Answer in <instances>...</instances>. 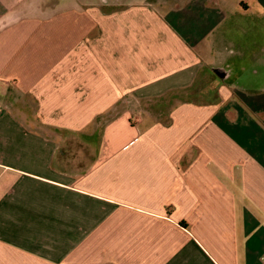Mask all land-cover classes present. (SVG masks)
<instances>
[{"label":"crops","instance_id":"1","mask_svg":"<svg viewBox=\"0 0 264 264\" xmlns=\"http://www.w3.org/2000/svg\"><path fill=\"white\" fill-rule=\"evenodd\" d=\"M239 62L264 0H0V264H262Z\"/></svg>","mask_w":264,"mask_h":264},{"label":"rangeland","instance_id":"2","mask_svg":"<svg viewBox=\"0 0 264 264\" xmlns=\"http://www.w3.org/2000/svg\"><path fill=\"white\" fill-rule=\"evenodd\" d=\"M240 65L242 64L239 62V64H233L231 66L232 72L231 75L225 79L226 84L234 86V88L239 89V91L242 88H252L254 90L264 88V65H251V62H249L243 69ZM223 76L219 78H222ZM255 79H258V81ZM215 89L216 83L214 82L212 83L210 90L215 91ZM185 97L186 96H184V98ZM211 99H213V97Z\"/></svg>","mask_w":264,"mask_h":264},{"label":"built area","instance_id":"3","mask_svg":"<svg viewBox=\"0 0 264 264\" xmlns=\"http://www.w3.org/2000/svg\"><path fill=\"white\" fill-rule=\"evenodd\" d=\"M262 264H264V256L261 258Z\"/></svg>","mask_w":264,"mask_h":264},{"label":"flooded vegetation","instance_id":"4","mask_svg":"<svg viewBox=\"0 0 264 264\" xmlns=\"http://www.w3.org/2000/svg\"><path fill=\"white\" fill-rule=\"evenodd\" d=\"M221 76H223V74Z\"/></svg>","mask_w":264,"mask_h":264},{"label":"water","instance_id":"5","mask_svg":"<svg viewBox=\"0 0 264 264\" xmlns=\"http://www.w3.org/2000/svg\"><path fill=\"white\" fill-rule=\"evenodd\" d=\"M220 70H222V69H220Z\"/></svg>","mask_w":264,"mask_h":264}]
</instances>
